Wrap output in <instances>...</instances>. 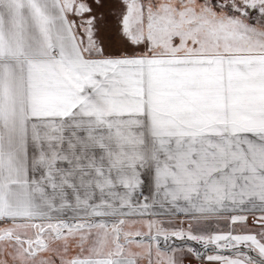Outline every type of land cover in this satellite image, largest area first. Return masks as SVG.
<instances>
[{
    "label": "snow or ice",
    "instance_id": "snow-or-ice-1",
    "mask_svg": "<svg viewBox=\"0 0 264 264\" xmlns=\"http://www.w3.org/2000/svg\"><path fill=\"white\" fill-rule=\"evenodd\" d=\"M188 258L264 264V0H0V264Z\"/></svg>",
    "mask_w": 264,
    "mask_h": 264
},
{
    "label": "crops",
    "instance_id": "crops-1",
    "mask_svg": "<svg viewBox=\"0 0 264 264\" xmlns=\"http://www.w3.org/2000/svg\"><path fill=\"white\" fill-rule=\"evenodd\" d=\"M105 11V13H107V11H108V9H105L104 10ZM107 22V24L109 25V30L105 33V43L106 44H111V48H109L108 49V51L110 52V53H112V54H117V49H119L120 47H121V44H120V42H119V40L118 39H115V40H109L108 39V37L110 36V35H112V24L110 23V22H108V21H106ZM114 24H115V22H114ZM142 191H143V194L145 195V196H148V195H150V193H151V191H152V186H151V184H148V183H146L145 185H144V187H143V189H142ZM178 217V216H181V217H183V218H186L184 215H182V214H177V215H175V216H171V217H169V218H173V219H176L175 217ZM161 218H164L165 219V217H161ZM167 218V217H166ZM249 223H251V218L249 219ZM226 227V225L224 224V223H221V229H223V228H225Z\"/></svg>",
    "mask_w": 264,
    "mask_h": 264
},
{
    "label": "rangeland",
    "instance_id": "rangeland-1",
    "mask_svg": "<svg viewBox=\"0 0 264 264\" xmlns=\"http://www.w3.org/2000/svg\"><path fill=\"white\" fill-rule=\"evenodd\" d=\"M107 21L108 22H110L113 26H114V20H112L111 18H107ZM113 26H112V30H113ZM118 39V38H117ZM159 218H161V217H159ZM176 219H173V218H169V217H165V219L164 218H161V219H164V220H168V219H171V220H173V222L177 225V226H179V222L180 221H182V220H186V218H183V217H181V216H176L175 217ZM185 227H186V224L184 225ZM165 227H171V225H168V224H165ZM202 227H204V228H206V229H208L209 231H211V230H215L217 227H221V223L220 224H217L214 220L213 221H208V222H205L203 225H202ZM194 246H196V247H199L198 245H194ZM197 260L196 259H193V258H188V259H186L185 261H184V264H193L194 262H196ZM213 263H215V262H213Z\"/></svg>",
    "mask_w": 264,
    "mask_h": 264
},
{
    "label": "trees",
    "instance_id": "trees-1",
    "mask_svg": "<svg viewBox=\"0 0 264 264\" xmlns=\"http://www.w3.org/2000/svg\"><path fill=\"white\" fill-rule=\"evenodd\" d=\"M196 262H201V261H198V260H197ZM205 262H206V261H205ZM205 262H203V263H205ZM212 264H216V262H215V263L212 262Z\"/></svg>",
    "mask_w": 264,
    "mask_h": 264
},
{
    "label": "water",
    "instance_id": "water-1",
    "mask_svg": "<svg viewBox=\"0 0 264 264\" xmlns=\"http://www.w3.org/2000/svg\"><path fill=\"white\" fill-rule=\"evenodd\" d=\"M193 264H201V262L199 263V262H194Z\"/></svg>",
    "mask_w": 264,
    "mask_h": 264
},
{
    "label": "flooded vegetation",
    "instance_id": "flooded-vegetation-1",
    "mask_svg": "<svg viewBox=\"0 0 264 264\" xmlns=\"http://www.w3.org/2000/svg\"><path fill=\"white\" fill-rule=\"evenodd\" d=\"M200 263V262H199ZM203 264H209V262H205V263H203Z\"/></svg>",
    "mask_w": 264,
    "mask_h": 264
}]
</instances>
